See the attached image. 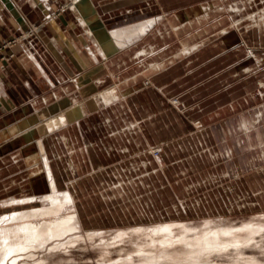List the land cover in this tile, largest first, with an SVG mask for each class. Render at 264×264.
<instances>
[{
	"label": "rangeland",
	"instance_id": "374dc122",
	"mask_svg": "<svg viewBox=\"0 0 264 264\" xmlns=\"http://www.w3.org/2000/svg\"><path fill=\"white\" fill-rule=\"evenodd\" d=\"M73 1H54L57 7H52L51 12L54 15V21L59 25L62 24V28L70 27L68 20H71L73 16L65 13L63 7L60 6L67 2L70 7ZM93 1L102 19L111 29H114L154 17L169 7H178L176 11L183 14L184 11L192 8H196L194 10L196 12L201 4L207 6L208 3L215 4L217 0ZM120 2L121 4H119ZM215 6L217 7V5ZM261 10L264 11V3L257 1L256 5L247 8L248 12H252L248 16L261 13ZM229 13L220 11L217 16L212 13L210 20L208 22L204 20L202 26L190 29V31L185 29L188 32L201 30V33L205 34L199 38L204 36L203 38L207 40L204 45L206 53L203 55L201 53L203 61L199 62V59L194 58L186 61L185 67H178L179 72L185 74H180L172 82L164 85L163 92L161 91L163 88H158L161 93H164V104L160 103L156 95L153 96L156 93L145 90L153 84L149 77L144 76L142 72H151L150 63L154 62L152 58L148 59V64H141V60L138 59L130 60L128 56H124V53L121 54L122 58L121 55H116L107 63L101 59V64L87 59L88 56L84 58L89 70H93V72L87 78L82 79V86L89 85L93 79H100V87L96 91L99 94L116 85L120 86L121 90H119L120 100L113 104L117 103L115 108L104 106L87 113L81 119L80 125L74 123L70 127V131L66 133L68 139L73 140L75 144L71 151L74 152L77 149L81 158V160L76 159L73 171L66 172L63 164L61 165V158L55 155L51 156V163L52 166L54 165L53 168H55L61 187L74 191L76 198L73 203L64 207L61 213H52L46 217L39 215L19 221H5L0 225V243H3L6 236L8 240H15L14 243L11 240L8 241L12 245L19 239L21 241L23 238L25 239L21 229L17 233L19 238L14 235L16 233L13 231L14 229H11L12 232L8 228L26 224V221L40 224L47 220L49 228L50 224L52 228H47L49 230L46 229V232L51 233V230H55L52 225L57 224L56 221L60 219V216L68 217L77 213L81 224L77 229L80 230L75 229L74 232H70L71 234L68 233L61 237L54 236L55 238L53 237L49 241H47L49 236L45 235L47 242L42 239L37 242L38 245L35 243L32 248L30 247L26 251L13 253L10 257H17L16 264H128V261L129 264H178L179 262L182 264V261L178 262L173 259L167 260V262L158 261L157 254L160 251L153 250L150 245L154 226L161 223H175L176 228L178 227L176 234L181 235L183 232L182 235L191 238L200 236L204 231L218 225L226 227L232 225L231 227L235 229L248 221L254 225H264V219H260L264 217V148L261 146L257 134L258 130L264 131V116L258 123L261 128H255L252 132L251 142L253 144L238 128L240 115L247 114L252 118L260 112L264 115V99L252 94L257 89L258 80L264 81V60L260 67H256V62L248 59V47L243 46L244 43L238 34L228 35V37H232L231 41L226 44L227 48H221L223 36L218 34L220 28H215L213 21L226 17L229 22L233 18ZM244 13L247 12L244 11ZM262 18H264V14L258 19L259 23L263 22ZM47 19L46 16H43V18L32 21L33 23L29 24L28 29H24L20 37H15L8 44L16 41L18 43L22 40V43H27L25 46L32 44L36 46L39 39L38 27L42 26ZM249 25L250 23L247 24L248 27ZM206 28L210 30L204 33ZM165 30L163 28L164 32ZM54 31L56 38L59 35L56 29ZM82 31L80 30L79 33L85 32ZM182 33L183 31L179 34L181 38L187 37L186 33ZM93 34L91 36L96 37ZM156 34L154 35L156 36ZM157 35L159 36V34ZM237 36L241 41H236ZM20 38L23 39L20 40ZM149 39L153 41V36H150ZM34 40L36 43H33ZM141 42L139 41L137 44ZM173 44H175L173 50L180 48V43ZM249 46L259 49V54L264 59V38L261 44L250 43ZM170 49L156 59L160 63L167 62L165 69L173 63L170 58L172 54ZM176 61L174 60V63H178L180 60ZM241 67H251L253 70L246 73L242 72ZM237 70L242 74L236 76ZM61 76L55 74V78L60 81L63 80ZM64 77L69 79L71 76L64 75ZM124 93L132 96L140 93L139 97L143 95L140 97L142 102L147 100L145 97L147 95L151 97L146 101L149 102V105L146 106V102L143 103L142 109L141 106L135 105L130 108L122 107L119 102L125 101ZM43 99L38 101L41 103ZM42 104L45 103L42 102L39 105V111L46 110ZM118 104L119 106H117ZM143 110H146L147 114L142 113ZM200 120L202 122L198 126L197 123ZM130 123H140L143 133L138 128V135L132 133L133 130H131L127 137L125 134L131 127ZM255 123L257 122L255 121ZM110 145L113 146V149ZM51 147L53 151H56L55 145ZM230 147L232 148L230 149ZM57 148L62 154L71 153L64 142H62V146L57 144ZM26 173L22 170L13 172L17 184L18 182L22 185L30 183ZM7 174L12 175L11 173ZM8 175L0 176V219L5 215L13 214L12 212L33 211L49 206V203L40 199L44 194L40 177L35 178L37 186L39 185L37 190L27 191L17 190L15 185L7 183ZM3 182L8 188L3 189ZM34 192L39 196V199L32 202L12 204L10 201L11 197L35 194ZM258 215L260 218L257 217ZM207 220H213L208 223L209 227L206 223ZM3 227L7 230H1ZM188 227H191L193 232L197 228L199 229L195 233H189L185 229ZM235 231L238 233L237 237H239L238 235L240 238L245 236L243 231ZM5 233L9 235H5ZM72 233H75L77 238H81L83 241L78 240L75 234L72 236ZM70 235L73 238H70ZM144 235L147 237L145 238ZM250 235L253 244L251 243L243 250L240 257L242 260L239 259L241 262L237 260L239 254L234 251L224 253V255H222L223 253L212 254L210 259L226 264H232L234 261V264L242 262L244 264L246 263L244 260L254 257L256 261L258 258V263L264 264V227H261L258 232L249 233L248 236ZM227 238V236L224 237V239ZM136 241L139 242L138 245ZM254 244L256 245L254 246ZM254 247L258 248L255 250ZM259 249L260 251H258ZM151 255L156 257L150 260ZM9 258L5 264H10L12 259ZM197 264H204V262L201 261Z\"/></svg>",
	"mask_w": 264,
	"mask_h": 264
},
{
	"label": "bare ground",
	"instance_id": "6f19581e",
	"mask_svg": "<svg viewBox=\"0 0 264 264\" xmlns=\"http://www.w3.org/2000/svg\"><path fill=\"white\" fill-rule=\"evenodd\" d=\"M257 1H260V3L262 2V4L264 3V0L263 1H261V0H230V1L229 0H217V1H215L216 2L215 4L208 3L207 6H204L201 4V6L199 8H200L201 12L203 13L202 16L197 15L196 20H190L189 14H188L189 12L186 11L183 14L177 15V17L179 18L180 21L183 22L184 19H186V20L181 24H173L172 23L171 24L172 28L170 30H167L163 25L164 24L166 25L167 21H169V23L173 22V19L176 17L168 19L167 21H164V22L160 21V20H162V17H159V18L155 17L154 19H151L149 21L143 20L144 22H141V23L138 22L139 24H134L132 26L118 27L116 29L110 30L109 28H107L105 26L104 22H102L100 20L98 22V21H95V19H93L94 13L96 10L94 11V13L91 10V6H93L92 1H90V0H74L71 5L74 6L75 8L78 7L79 16H78L77 21L72 22V26L82 27L83 30L85 31L84 33H81L80 36H81L82 41H83L84 45L86 46L87 50L90 52L91 56L88 58L89 59L91 58V60H93L97 63L101 62V59H104L105 61L108 62L107 57L110 53L120 51L124 47L130 45L131 43H133L135 41L134 40L135 38H137L140 35L141 36L145 35L149 30H152L154 25L157 24L159 21H160L159 24L161 22H162V24L157 29H155L153 31L152 36H155L154 34L157 33L160 35L161 38L164 39V37H163L164 33L162 31L163 28H165L167 30V35H169L167 37L177 36L180 34V32L183 31V29H184L183 32L188 33L189 30L185 31V29L187 27L190 28V27H196V26L201 25V23L204 20H210V18H211L210 15L214 12H217V11L218 12L230 11L233 13L238 12L239 10H241L239 7H253L254 5H256ZM226 2L228 3L227 5H225ZM215 5H217V7ZM44 12L49 15L48 9H45ZM263 14H264V11H262L261 13L250 15L248 17H245L244 19H234L233 21H231L232 23H229L230 25L228 24L229 26L219 25V23L221 24V21H218L217 22L218 24L215 23L214 27L215 28L219 27L220 30H222V31L219 30L220 32L218 34H220V35L225 34L223 37H227L226 35H228L229 33L231 34L232 33V32H230L231 29H233V28L238 29L241 27H245V26H247L248 23H250V25H249V27L247 26V28H245L246 31L249 32V29L250 30L251 29H257V30L262 31V29H264V18H262V21H263L262 23H259L258 19ZM139 21H141V20H139ZM57 27H58V30L62 31L63 33H67V32H64L63 30H61L58 25H57ZM92 32H95L94 34L96 37L91 36L93 34ZM204 33H206V32H204ZM196 34H194V35L192 34L189 38H191V40H193L194 38H196V36L200 37V36L204 35L203 33H201V30L200 31L198 30V32ZM159 39L155 42L157 43L159 41ZM163 39H161V40H163ZM187 40L184 39V40L180 41L182 44H180V48L177 51H179L180 53L188 54L191 51H194V50L201 48L207 41L206 39H202L197 44L189 46V43H187L188 42ZM247 40H248V42H251V40L249 38H247ZM247 43H245V44L248 47H250ZM138 46H139V44L136 45L135 47H133V49H132L133 52H132V55H130V60L131 59H138V60H141L140 61L141 64H143V63L148 64L149 63L148 59L153 57L152 61H154V62L151 64L152 66L150 65V68H151L150 71L151 72L160 70L167 65V62L163 61L162 63H160V62L156 61V59L158 58V55H162V53L166 50L165 49V48H167L166 46L158 48V49L156 48V45L150 44V43H148V44L143 43V44H141V46L139 48H137ZM51 48H53L54 52L57 55H59L58 50L60 51V49L58 48L57 43L53 42V44H51ZM55 48H58V50H56ZM247 52L249 53V57L256 55L254 50L252 49V47H251V49L248 48ZM75 53H77V52H75ZM153 54L155 56H153ZM86 55H89V54H86ZM82 61H80L79 58H77L78 64L81 65L82 68H86L87 62L85 60L84 61L86 63L82 62ZM80 80L81 79L78 77L76 79H73L72 82L68 83L70 86L68 85L67 88L64 87L63 89L66 90V89H70L71 87L72 88L78 87L81 95L83 97H87L88 94H91L93 89L92 88H84V87L82 88L80 86ZM259 92L264 97V90L262 88L259 90ZM57 95L59 96V94L56 91V92L50 94L49 96L45 97L42 101L44 103H48L50 100L55 102V103H53L51 101L52 104H50V108H49L50 110L46 109L44 111H39L38 108H40L39 105H41L42 102L40 103V101H37L34 104H32L33 107L36 106L35 107L36 110L32 109V106L30 108V110L32 109L30 111V113H28V108L20 110L16 114V118L18 119L17 121H14V119H12V118H8L7 120L2 121L1 125L7 124V126L4 127L3 129H1V131H3L4 134L0 135V140H6V139L9 140L7 142V144L5 145V147H7V148L11 147V146L22 145V148L20 149L21 151L18 153H21V155L23 156L24 162H25L27 169H28L29 178L35 179V178H38L39 176H41L43 178L44 194L41 195L42 198H40V199L43 200V202H45V203H49V206H46V207L44 206L43 208H40L37 210L35 209L33 211L27 210L24 212H12L13 214L5 215L4 217H2L0 219V225H2V223H5V221H8V222L9 221H16V220L19 221V220L35 218V217H38L39 215L46 217L47 215H50L52 213H57V212L61 213L62 209L64 207L70 205L69 203L74 202V200L76 198L74 191H70L69 189H66V188L64 189L60 185V182L57 178V174H56V172L52 166V163H51V154L53 153V155H55L56 157L58 156L61 158V161H62L61 165L63 164L66 172L69 170L73 171L75 169L74 165L77 162L76 159L78 158L81 160V158H80V155L76 151H74V152L71 151L72 147H74L75 144H74L73 140L68 139V137L66 136V133L70 131V127L73 126V122L79 121V119H81L85 114L92 111L93 109L95 110L101 104H103V103L108 104L109 102L114 101L116 99V97L120 96V93H119L118 88L115 86L111 89L106 90L103 93H100L99 95L94 94L93 96L86 99L85 101L83 100L84 102L78 101L75 97L72 99L71 98H64V99L55 101V99H58ZM260 113H261V118H263L262 117V116H264L263 113L262 112H260ZM4 122H6V123H4ZM1 125H0V128H1ZM246 137L249 139L250 143H252L251 142L252 135L248 134V135H246ZM46 138L48 139V141L50 143H48ZM60 142H64L65 146L70 149L71 153L68 152L66 155H64V157H62L59 154L60 151L57 148V144ZM49 144H53V146L55 145L56 151L51 152V150H48ZM244 145H245V143H244ZM231 148L232 147H230V149ZM230 152H231V150H230ZM31 183L32 182H30L29 184L31 185ZM30 189H32V188H30ZM33 190H35L34 186H33ZM11 198L12 199L10 201L12 204H21V203H27L30 201L32 202L33 200H37V199H39V196L37 194H30V195H25V196H21V197H11ZM7 202L9 203V200ZM69 213H71V212H69ZM257 217H259V215ZM260 219H264V217H262ZM211 221H213V220H209V221L207 220V222L206 221L205 222L208 225V223H211ZM223 221H225V220H223ZM47 222L48 221L45 220L44 222L39 224L37 222L26 221V224L18 225V227L17 226L15 228H14V226H13V228H11L12 226L9 227L8 229H10V230L14 229L13 231L14 232L16 231L15 234L13 233L14 235H17V233L20 232V229H21V231L25 235V239L23 238V240H25V241H23V240L21 241L19 239L20 237L17 235L19 237V238L17 237L19 240L16 241L17 243L15 242L16 245L15 244L12 245V243H8V241H10L11 239L8 240L7 236L4 237V240L1 238V240H3L2 241L3 243L2 244L0 243L1 244L0 245V264H5L6 260H8V258L11 255H13V253L18 252V251H26L27 249H30V247L32 248L35 243L37 244V242L42 241V239L43 240L47 239V237L45 235L49 236L48 237L49 239L47 240V241H49L54 236H58V237L64 236L65 234H68V233L72 232L73 230L80 228L79 226H81L79 218L77 216V213H76V215H70L68 217L60 216V219L58 221H56L57 224L52 223L53 224L52 226L55 227V230L54 231L51 230V233L46 232V229L49 228V225H48L49 223L47 224ZM228 224H230V223H228ZM211 226H213V225H211ZM231 226H227V227L225 225L214 226V227H211L209 230H206V231H204L205 230L204 229L203 230L204 233L200 236L195 237L192 235L193 237L187 238L186 235H182L183 232L181 234L182 236L179 234H176L177 233L176 229L178 227L176 228L175 223H165V224L161 223V224H158L152 228L153 234L151 235V238H150V239H152V243L150 245L153 247V250L155 249L157 251L158 250L160 251V253L157 254V258H158V261H161V262L162 261L167 262V260L171 261V259H173V260L178 261V262H179V260L182 261V264H197V263H201V261L204 262V264H226V263H221V262H217V261H212L210 259L211 255L212 254H220V253H223L222 255H224V253H229V252L234 251V253L239 254L238 258L236 256L237 260H239V259L242 260L240 257L242 256L241 254L243 253V250L245 248H247L249 245H251V243L253 242V240L251 239L252 238L251 235L248 236L249 233H252L255 231L258 232L261 227H264V225H260V224L254 225V224H252V222H249V221H248V223L246 222V224H244L243 226H240L236 229L234 227H231ZM56 227H58L57 228L58 230L56 229ZM208 227H209V225H208ZM208 227H207V229H208ZM4 228L5 227H3L1 230H3V231L7 230ZM51 228L52 227L50 224L49 229H51ZM49 229H47V230H49ZM180 229H181V226H180ZM185 229L189 233L190 232L195 233L196 231H198L197 229H199V228L196 229V227H195L196 230L194 232L191 229V227H188V229L187 228H185ZM235 230H240L241 232L243 231L245 233V234L243 233V235H245V236H243V237L241 236V238H240V235H238L239 237H237L236 234H238V233ZM11 231H10V233H11ZM180 232H181V230H180ZM82 233H83V231H82ZM96 233H98V232H96ZM6 234H8V233H5V235ZM73 234H75V233H72V236L76 235V234L75 235H73ZM123 234H125V233H123ZM246 234H248V235H246ZM24 235H23V237H24ZM72 236L70 235V238H73ZM144 236H145V238L147 237L146 235H144ZM226 236L228 238L224 239V237H226ZM122 237H124V236H122ZM70 238H68V239L70 240ZM76 238H77V235H76ZM86 238H88V237L86 236ZM13 239H14V237H13ZM77 239L78 240L80 239L81 241H83L81 238H77ZM117 240H119V239H117ZM263 240H262V242H263ZM14 241H12V242L14 243ZM77 241H75V242H77ZM46 242H44V243H46ZM102 242H104V241H102ZM61 243H62V241H61ZM69 243H70V241H69ZM136 243L138 245L139 242L136 241ZM41 244H43V243H41ZM144 244H145V242H144ZM44 245H46V244H44ZM44 245H43V247H44ZM140 245H141V243H140ZM255 245L256 244H254V246ZM55 247H57V246H55ZM104 247H105V245H104ZM108 247L110 248V246H108ZM258 247H259V245H258ZM52 249H53V247L51 248V250ZM254 249H255V247H254ZM261 249L263 250V248H261ZM147 251H148V249H147ZM258 251H260V249ZM126 256H127V254H126ZM144 256H145V254H144ZM243 256H245V255H243ZM155 257H152V255H151V257H149V258H151L150 260H152ZM9 259H12L10 264H16L15 262L17 261V257L16 258L10 257ZM131 259H134V258L131 257ZM173 260H172V262H173ZM232 260H233V258H232ZM44 261H45V259H44ZM244 261H246L247 264H263V263H258V258L256 261V258H254V257H250ZM149 262H151V261H149ZM240 262H238V263H240ZM127 263L129 264V261ZM168 263H169V261H168ZM179 263H181V262H179ZM234 263H235V261H234ZM234 263L232 262V264H234ZM242 263H240V264H242ZM246 263H244V264H246ZM164 264H167V263H164Z\"/></svg>",
	"mask_w": 264,
	"mask_h": 264
},
{
	"label": "crops",
	"instance_id": "0c3cea01",
	"mask_svg": "<svg viewBox=\"0 0 264 264\" xmlns=\"http://www.w3.org/2000/svg\"><path fill=\"white\" fill-rule=\"evenodd\" d=\"M54 1L55 0H0V125L2 124V121L7 120L8 118H12V119H14V121H17L18 119L16 118V114L20 110L28 108V113H30V111L32 109L36 110V108H35L36 106L33 107L32 104H34L36 101H38L42 98H45L46 96H49L50 94H52L53 92H56V91L59 94V96L57 95L58 99H55V101H58V100H61L64 98H71L72 99L74 97L78 101H83V100L85 101L86 99L90 98L94 94L99 95V93L96 91L100 87V85H99L101 82L100 79H97V80L93 79V81L89 85L82 86V79H85V77L87 78L93 72V70H89L88 65H86V69L82 68L81 65H79L77 62V58H79L80 61L83 60L82 62H85L84 58L87 56L88 57L91 56L90 52L87 50L86 46L84 45V43L82 41V38L80 36L81 33H79V31L80 30L82 31L83 28L79 27V26L76 27V26L71 25L72 22L77 21L78 16H79V9H78V7L75 8L72 5H70V7H69V5H67V2L65 3V5L60 6V7H63V10L65 13L67 12L69 14H72V16H73V18L71 20H68L70 27L68 29H65L64 27L62 28V24L59 25V24H57V22L54 21V15H52V12H51L52 7H57V5L54 3ZM90 1H92L93 6H91V10L93 11V13L96 10L94 13L93 19H95V21H98V22H99V20L104 22V24L107 28H109L110 30H113L102 19L94 1L93 0H90ZM140 1H143V0H140ZM227 2L225 3V5L228 4ZM119 4H121V2ZM162 8L164 9V7H162ZM177 8L178 7H169L166 10L164 9L161 14H158L154 17H151V18L149 17V19H145V20L143 19V20L149 21L151 19H154L155 17L156 18L162 17V20H160V21L164 22V21H167L168 19L176 17L173 19V22L169 23V21H167V24L163 25L167 30H170L172 28V26H171L172 23L173 24H181L186 20V19H184L183 22L179 20L177 15L181 14V13H179V11L178 12L176 11ZM239 8L241 10H239L238 12L233 13V12L228 11L232 14V17H233L231 19V21H233L234 19H244L245 17H247L249 14L252 13V12L247 11L248 7H239ZM45 9H48L49 15L44 12ZM194 10H196V8H192L191 10H188V9L186 10L189 12L188 14H189L190 20H196L197 15L198 16L203 15V13L201 12L199 7L197 8L196 12ZM186 11H184V12H186ZM244 11H246L248 14L244 13ZM166 12H169V13H166ZM224 12H226V11H224ZM217 13H219V12L218 11L214 12L212 15L217 16ZM43 16H46V18H48V19L42 26L38 27L39 29H38L37 33L39 34L38 35L39 39L37 41L36 46H34L33 44L30 46H28V45L25 46V44H27V43L24 44L21 42L22 41L21 39H23V38L25 39V37L20 38L21 41H19L18 43L16 41V42L8 44V42L14 40L15 37H20V35L23 33L24 29H28L29 24L33 23L32 21H36L37 18L38 19L43 18ZM192 17H194V19H192ZM144 21H140L139 23L144 22ZM208 21L209 20H207V22ZM216 21L217 20H215L213 22L217 23L218 21H221L220 25H223V26H229L230 25L229 23H232L231 21L228 22V18H226V17L225 18L221 17L217 22ZM159 22L157 24H155L153 29L149 30L145 35L138 36L137 38L134 39L135 41L133 43L124 47L120 51L110 53L107 58L109 61L114 56L121 55L122 53H124V56H128V58L130 59V55H132L131 50L133 49V47L138 45L137 43L139 41H142L141 43H139V45H141L143 43L147 44V42H148L150 44L156 45L157 49L161 48V47H165V46L167 47V48H165L166 50L171 48L170 50L172 51V54L170 55V58H172L173 63L169 64L166 69H165V67H166L165 66L164 68H162L160 70L153 71L150 73L142 72L144 76L149 77L151 83L153 84L150 87H147L148 86V84H147V86H146L147 88L145 90H150L151 93H153V92L156 93V94H153V96L156 95V98L160 101V103H163L164 102V99H163L164 93H161V91L162 92L164 91V85L172 82L174 79L179 77L180 74H182V75L185 74V73H180L178 70V67H181V66L185 67L186 61L192 60L194 58L199 59V62H201V61H203V58H202L203 53L204 54L206 53V51H205L206 47L204 46L206 43L201 48L194 50V51H191L188 54L180 53L176 49H175L176 51L173 50L174 45H175L173 43L178 42V43L182 44L180 41H182L184 39H186V40L188 39L187 43H189V46H192V45L200 42L202 39H206V38H203L204 36L201 38H199V36H196V38H194L193 40H191V38H189L192 34L194 35L198 31L188 32V33L183 32V33H186V35H187V37H185V38H181L180 35L167 37V36H169V35H167V30H165V32L162 30L164 33L163 34L164 39L161 38L160 35L159 36L156 35V37L153 36V41H152L151 39H149V37L152 36L153 31L155 29H157L162 24V22L160 24H159ZM139 23H134V24H139ZM56 24L60 27L61 30H63L64 32H67V33H63L62 31L58 30V27ZM134 24H126L124 26H132ZM202 25H203V23H201V26ZM54 26H55V28H54ZM124 26H120V27H124ZM199 26H196V27H199ZM193 28H195V27H190V28L187 27V29H189V31H190V29L192 30ZM54 29H56V32L59 35L56 38H55ZM114 29H116V28H114ZM206 29L207 30L205 32H208L210 30L209 28H206ZM183 31H184V29H183ZM220 31H222V30H220ZM230 32H232V33L231 34L229 33L228 35L238 34L240 36V39L244 43L243 46H245V47H248L245 44L248 42L247 38H249L251 40V42L247 43L248 45L250 43H258V44L260 43L261 44L263 42V38H264V29H262V31L257 30V29H251V30L249 29V32H248L245 30L244 27H241V28H239V30L237 28H233V29H231ZM51 35H54V36L51 37ZM224 35L225 34H222V36H224ZM228 35H226L227 37H222V41H221L222 42V44H221L222 49L227 48L226 44L229 41H231V39H232V37L230 38V37H228ZM214 36H216V35H214ZM158 39H159V41L156 43L155 41H157ZM161 39H163V40H161ZM25 40L29 41V39H25ZM238 40H239V37L237 36L236 41H238ZM241 40H239V41H241ZM53 42L57 43V46L60 49V51H59L58 48H55L56 50H58L59 55H57L54 52L53 48H51V44H53ZM33 43H36V41L34 40ZM219 47H220V45H219ZM251 47L252 46H250L248 48L251 49ZM252 49L254 50V52H256V55H255V57H248V59L254 60L256 62L255 63L256 67H260L262 61L264 60L263 56L261 54H259V51H260L259 49H256L254 47H252ZM75 52H77V53H75ZM164 52L162 53V55L164 54ZM201 53H202V55H201ZM11 54H14V55L12 56ZM86 54H89V55H86ZM247 54L249 55L248 52H247ZM10 55H11V58H9ZM162 55H158V58H159V56H162ZM153 56H155V55L153 54ZM88 57H87V59H89ZM120 57L122 58V55ZM204 59H206V58H204ZM174 60L175 61L180 60V61H178V63H174ZM93 62H95V61H93ZM89 63H92V62H89ZM105 63H107V61H105ZM151 64L152 63H150V65ZM239 66H240V64H239ZM241 69L243 70L242 72H246V73L253 70V68H251V67H241ZM242 72L240 73V71H238L235 74L237 76L238 74H242ZM56 73L58 76L62 75L61 76L63 78L62 81L57 80V78H55ZM64 75L65 76L66 75L71 76V77L69 79H65ZM77 77L81 79L80 80V86L82 88L83 87L84 88L89 87V88L93 89V87H95L92 90L91 94H88L87 97H83L81 95L78 87L77 88L71 87L70 89H66V90L63 89L64 87L67 88V86L69 85L68 83L72 82V80L76 79ZM220 78H222V77H220ZM174 84H177V83H174ZM174 84H172V85H174ZM116 87L118 88V90H121L120 86L116 85ZM158 88H163V89H161V91H160ZM261 88L264 89V81L262 79H259L257 89L252 94L255 97L264 99V97L259 93V90ZM124 90H126V89H124ZM252 90H254V89H252ZM139 94L140 93H137L136 95L132 96V95H126L124 93V95H126V99H125V101H120L119 104L122 107H129V108L132 107L133 105L139 106V107L141 106V109H142L144 106L143 103H145L147 100L151 99V97L145 95L147 100L145 102H142L140 97H142L143 95L142 96L140 95V97H139ZM117 100H120V96L116 97V99L114 101H111L108 104H105V103L101 104L96 109H98L100 107H104V106H107V107L113 106L115 108L117 103H115V105H113V104ZM51 101L52 100H50L48 103H45L44 105L42 104L43 108L49 109L50 104H52ZM52 102L55 103L54 101H52ZM119 104L117 106H119ZM145 104H146V106H148L149 102H146ZM31 106H32V109L30 110ZM95 110L93 109L92 111H95ZM92 111H90V112H92ZM145 111L143 110L142 113L147 114ZM85 116H86V114L81 119H83ZM260 118H261V113H257L256 117H253V118L248 117L247 114L240 115V120H239V125H238L239 130H241L245 136L248 134L252 135V132L255 128H261V126L258 124L261 120ZM81 119H79V121L73 122V124L75 123L77 125L78 124L80 125ZM255 121L257 123H255ZM201 122H202V120H200L197 123V125L199 126ZM4 123H6V122H4ZM139 124L130 123L129 126H131V127L128 128L129 131H127V133L125 135H127V137H128L129 136L128 134L131 132V130H133L132 133L134 132V134L138 135L139 134L138 128L141 129V126H142ZM138 125H139V127H138ZM6 126H7V124L1 125L0 135L4 134V132L1 131V129H3ZM141 131H142V129H141ZM142 133H143V131H142ZM257 134H258V139L261 141V146L264 147V131L258 130ZM46 140L48 141L47 138H46ZM8 141H9L8 139L0 140V176L1 175H8L7 173H11L12 174L11 176L8 175L9 181L7 180L6 181L7 183L11 184L12 186L15 185V188L17 190L23 189V190L29 191L30 188H32L31 190H33V186H34L35 190H33V191H36L37 188L39 187V185L37 186V182L35 181L34 178L30 179L28 177V169H27V166L24 162L23 156L21 155V153H18L21 151L20 149L22 148V145L11 146V147L7 148V147H5V145L7 144ZM48 143H50V142L48 141ZM60 144L62 146V142L58 143V145H60ZM51 146H53V144H49L48 150H51V152H53V148ZM110 146H111V149H113V146L112 145H110ZM115 147L117 149L116 145H115ZM75 151L77 152V149H75ZM59 154L62 157H64V155H66L67 153L62 154L61 152H59ZM51 156L54 157L53 153L51 154ZM18 170L19 171L22 170L23 172H25V171L27 172L26 176H27V179H29V181L32 182L31 185L29 183L25 184V185H22L20 182H18V184L16 183V179H15L13 172L18 171ZM54 170H55V168H54ZM39 177H40V179L42 181V185L44 187L43 178L41 176H39ZM17 180H18V177H17ZM5 185H6L5 182H3V184H2L3 189L6 187ZM6 188H8V187H6ZM34 193L36 194V192H34Z\"/></svg>",
	"mask_w": 264,
	"mask_h": 264
}]
</instances>
